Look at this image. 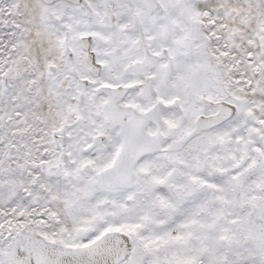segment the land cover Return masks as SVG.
I'll return each instance as SVG.
<instances>
[{
	"label": "snow or ice",
	"instance_id": "snow-or-ice-1",
	"mask_svg": "<svg viewBox=\"0 0 264 264\" xmlns=\"http://www.w3.org/2000/svg\"><path fill=\"white\" fill-rule=\"evenodd\" d=\"M0 264H264V0H0Z\"/></svg>",
	"mask_w": 264,
	"mask_h": 264
}]
</instances>
